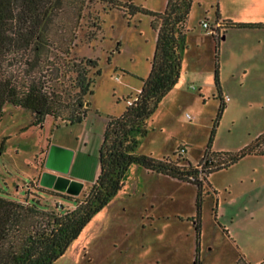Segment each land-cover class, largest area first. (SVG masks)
Segmentation results:
<instances>
[{
  "label": "rangeland",
  "instance_id": "1",
  "mask_svg": "<svg viewBox=\"0 0 264 264\" xmlns=\"http://www.w3.org/2000/svg\"><path fill=\"white\" fill-rule=\"evenodd\" d=\"M115 1L155 13L167 2ZM89 12L99 20L101 35L81 43L77 54L96 60L100 75L85 98L86 116L74 125L46 117L42 126H33L29 111L5 104L0 196L38 197L49 210L73 209L71 201L38 189L45 154L51 146L73 152L64 177L83 185L74 195L82 199L98 175L107 117L122 114L149 73L156 41L151 18L130 16L126 8L107 3H96ZM217 13L220 23L264 24V0H193L181 78L150 119L137 153L196 166L206 153L235 154L264 132V28L210 34L202 23L214 26ZM221 99L225 108L218 117ZM181 147L186 154L179 157L174 153ZM124 182L54 264H239L241 258L264 264V156H246L209 174L199 207V190L192 183L136 165Z\"/></svg>",
  "mask_w": 264,
  "mask_h": 264
},
{
  "label": "trees",
  "instance_id": "2",
  "mask_svg": "<svg viewBox=\"0 0 264 264\" xmlns=\"http://www.w3.org/2000/svg\"><path fill=\"white\" fill-rule=\"evenodd\" d=\"M96 3L126 8L130 16L142 13L151 18L156 41L149 73L141 79L132 104L126 105L120 116L107 117L98 152V175L83 198L38 187L43 193L71 201L73 209L57 205L61 211L49 210L38 197L0 196V264H54L123 189L132 166L196 185L199 207L209 174L246 156H264V132L235 154L206 153L196 166L137 153L141 139L148 135L150 119L181 78L186 22L193 0H167L161 13L131 2L122 6L115 0H0V121L7 103L29 111L33 126H42L46 117L70 125L83 120L88 110L85 98L93 94L94 78L100 70L96 60L78 55L77 49L101 35L99 20L89 12ZM218 21L217 13L215 23ZM223 28L261 29L264 24L224 20L218 29ZM215 82L218 86L217 71ZM224 108L221 99L218 117ZM180 149L174 154L182 157L186 150L180 155ZM199 229L197 224V233ZM239 264L245 263L240 260Z\"/></svg>",
  "mask_w": 264,
  "mask_h": 264
},
{
  "label": "water",
  "instance_id": "3",
  "mask_svg": "<svg viewBox=\"0 0 264 264\" xmlns=\"http://www.w3.org/2000/svg\"><path fill=\"white\" fill-rule=\"evenodd\" d=\"M72 158L73 152L51 146L47 151L44 161L45 171L40 176L39 185L45 189L78 195L83 185L64 177L70 169Z\"/></svg>",
  "mask_w": 264,
  "mask_h": 264
},
{
  "label": "built area",
  "instance_id": "4",
  "mask_svg": "<svg viewBox=\"0 0 264 264\" xmlns=\"http://www.w3.org/2000/svg\"><path fill=\"white\" fill-rule=\"evenodd\" d=\"M202 26L205 30H207L210 34H215L218 31L219 25L216 23L214 26L211 25L209 22H203ZM135 98L130 99L127 101V105H131ZM180 155L185 154V150L182 148L179 150Z\"/></svg>",
  "mask_w": 264,
  "mask_h": 264
},
{
  "label": "crops",
  "instance_id": "5",
  "mask_svg": "<svg viewBox=\"0 0 264 264\" xmlns=\"http://www.w3.org/2000/svg\"><path fill=\"white\" fill-rule=\"evenodd\" d=\"M225 19H226V18H225ZM226 20H230V19H226ZM230 21H231V20H230ZM219 23H220V21L217 22L218 25H219ZM215 24H216V23H215ZM141 85H142V84H141ZM140 88H141V87H140ZM140 88L136 91L137 94L139 93ZM46 155H47V153L45 154V158H46ZM44 170H45V169H44ZM42 173H43V172H41L40 175H39V177H38L37 185L39 184V179H40V176H41ZM150 173H151V172H150ZM158 175H160V174H158ZM162 176H164V175H162ZM164 177H167V176H164ZM168 178H170V177H168ZM171 179H172V178H171ZM173 180H176V179H173ZM177 181H178V180H177ZM39 186H40V185H39ZM37 187H38V186H37ZM240 260L246 264V261H244L243 258L239 259V262H240Z\"/></svg>",
  "mask_w": 264,
  "mask_h": 264
}]
</instances>
